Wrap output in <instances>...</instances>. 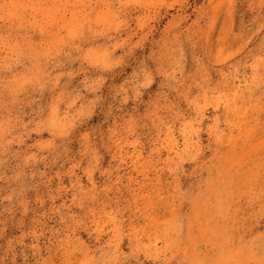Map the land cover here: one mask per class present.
Segmentation results:
<instances>
[{"label": "rangeland", "instance_id": "374dc122", "mask_svg": "<svg viewBox=\"0 0 264 264\" xmlns=\"http://www.w3.org/2000/svg\"><path fill=\"white\" fill-rule=\"evenodd\" d=\"M0 264H264V0H0Z\"/></svg>", "mask_w": 264, "mask_h": 264}]
</instances>
